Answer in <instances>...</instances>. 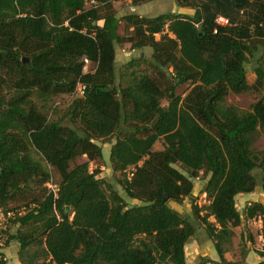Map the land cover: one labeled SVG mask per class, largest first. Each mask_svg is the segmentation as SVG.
Wrapping results in <instances>:
<instances>
[{"label":"trees","instance_id":"16d2710c","mask_svg":"<svg viewBox=\"0 0 264 264\" xmlns=\"http://www.w3.org/2000/svg\"><path fill=\"white\" fill-rule=\"evenodd\" d=\"M87 1L0 0V70L8 76L0 78V210L15 211L21 227L9 238L21 250L37 246L34 264H187L185 245L201 218L220 260L201 256L197 264H228L223 245L233 228L258 215L264 225V203L250 202L242 213L236 203L239 193L264 192L255 172L264 173V148H254L255 134L264 135V94L249 110L226 103L229 92L253 89L249 59L264 83V0H176L195 11L153 17H118L109 0ZM218 15L228 23H217ZM121 20L128 38L119 33ZM120 42L152 50L126 63L130 79L116 67ZM83 56L97 63L94 73L82 72ZM141 63L157 76L132 70ZM78 79L87 88L63 117L48 118L32 98L73 94ZM186 83L185 96L177 94ZM115 133L123 136L111 147L113 168L135 167L123 186L139 203H128L89 161L71 166L79 156H101L96 140ZM160 138L163 149L153 150ZM47 164L60 174L57 191L31 206L33 186L51 177ZM200 171L207 213L194 204L195 214L184 217L169 200L190 197ZM17 200L27 202L12 207ZM257 253L264 264V250ZM0 264H9L2 252Z\"/></svg>","mask_w":264,"mask_h":264},{"label":"rangeland","instance_id":"374dc122","mask_svg":"<svg viewBox=\"0 0 264 264\" xmlns=\"http://www.w3.org/2000/svg\"><path fill=\"white\" fill-rule=\"evenodd\" d=\"M121 2H117V8L114 7L115 2L113 0H109L107 4H109V7L112 10H120L121 13H124L125 6L127 5L125 0H120ZM162 2L166 3V10L161 9ZM107 4H102L98 8L100 9V14H104ZM86 6H90V3H87ZM153 8L149 15H157L161 11H183L181 13H185L188 15H191L195 10L189 6H183L181 8H177L176 6V0H159L157 3L153 4ZM178 9V10H177ZM130 12H133L130 10ZM179 12V11H178ZM120 34L126 33L129 37L131 35V31L128 29L126 30L124 27V24H121L120 26ZM159 36V35H158ZM173 36V35H172ZM160 37V36H159ZM120 47L125 46L124 43H118ZM130 43L128 42L126 45L128 46ZM129 48V46H128ZM144 50H147L148 56L151 54V48H145ZM139 55L136 56V58ZM255 59L251 58L249 61L245 64L246 71H247V79L248 82L253 85V89H251L248 92L236 94L233 92H229V94L226 96V103L233 104L238 106L241 109L249 110L253 103H255L263 94H264V83L258 81L257 74H256V66H255ZM127 64H122V62L119 60L118 63V72L119 74L125 73L124 79H130V68H125ZM138 67V69H137ZM132 70L141 72L146 71L150 73L152 76H157V74L152 70V66L149 65V63H141L140 66L133 67ZM170 71H172V67L169 68ZM5 70H0V78H5V80L8 79V76L6 75ZM190 84H181L176 87V93L180 94L182 96H185V94L190 89ZM76 94H59L56 96H53L49 100H41L36 95H33V100L35 101L36 105L39 107H42L44 112L47 114L48 118L55 119L63 117L66 113V111L69 108V105L74 100ZM162 105L166 106L168 105L169 101L164 98L162 99ZM119 136H123L120 133H115L113 136L108 137L106 139L99 138L96 140L97 144L100 146L101 150V156L95 157L94 160H89V158L86 155H82L76 158L74 162H72L71 166H73L75 163H80L83 161H89V168L90 170H95L96 168L100 169V172L98 174L99 177L104 178L107 182H113L114 187L116 191L125 198V200L130 203H139V200L130 198L128 194L126 193L123 183L124 179L128 178V171L130 169H126L123 172L116 171L113 168V163L110 159V152L111 147L113 143L116 141V138ZM254 148L256 150H261L264 148V135L262 132H259L258 134H255L254 136ZM164 147V139L160 138L153 146V150H161ZM36 155V154H35ZM38 157V155H36ZM142 163V162H141ZM49 172H50V179L48 182L45 183L42 187H35L33 186L32 190L30 191L29 195L27 196V200H29V204L33 206L35 203H33V198L41 196L44 192H48L50 189V185L58 186L59 180H60V174L56 168H54L51 165H46ZM179 169L184 171V168L180 165H176ZM259 184L261 183V178L264 179V173L260 172L258 170H255ZM194 181V190L190 197H186L182 202H176L174 200H169V204L172 208L178 209L179 212L185 217V216H193L195 212L193 211V205L197 204V206H205L204 203V193L203 188L205 186V183L207 181V176L200 171L198 176L193 178ZM257 189L259 191H262L261 186H258ZM109 193V191H108ZM208 201V200H207ZM26 200H17L12 203V207L15 206H25ZM28 204V203H27ZM240 212H244V207L241 205L237 206ZM27 210V209H26ZM207 213V210L205 207H202V211L200 214L205 215ZM200 219V220H199ZM209 222H214V217L208 218ZM196 225L198 226L196 234L192 237H197L198 239H201L202 236L211 238L209 235V232L206 228V224L201 221V218H198L195 221ZM18 228H21L18 224L14 223V219L12 217L8 218L7 215L4 212H1L0 210V252L4 255L5 259L8 261L9 264H34L31 260V256L35 250H37V246L31 245L26 250L20 249V244L16 239L9 238L10 235L15 234L18 230ZM234 234L227 239L224 243V248H226L227 251H230V254L228 255L232 259L234 258L236 261H239L240 257L236 256L237 253H235V250L241 249L243 251L247 250L248 248L251 250H254L255 252L259 250H264V225L262 221V215L255 216L250 221H244L242 225L239 227L233 228ZM243 235L242 239H240V235ZM191 238V239H192ZM212 239V238H211ZM10 241L7 243V241ZM250 241V242H248ZM248 242V243H247ZM190 248V246H189ZM248 249V250H249ZM226 251V252H227ZM239 252V251H238ZM236 256V257H235ZM242 257V256H241ZM44 257H41L38 259V263H41ZM199 261V260H198ZM163 264H170L169 262H165Z\"/></svg>","mask_w":264,"mask_h":264},{"label":"crops","instance_id":"0c3cea01","mask_svg":"<svg viewBox=\"0 0 264 264\" xmlns=\"http://www.w3.org/2000/svg\"><path fill=\"white\" fill-rule=\"evenodd\" d=\"M113 1L115 2L114 7L117 8V2H121V1L120 0H113ZM158 1L159 0H146V1H140L136 5H134L132 0H125V2L127 4L125 6V11H124V13H121L120 10H116L117 16L123 17L126 14L131 13L130 10L133 11L132 13L138 14L140 16H148V17L156 16V15L151 16V15H149V13L151 12L152 8L154 7L153 4L157 3ZM87 3L88 2H86V4ZM162 3L163 4L161 5V9L166 10V8H167L166 3H164V2H162ZM176 6H177V8L183 7V6H178L177 3H176ZM87 7H90V6H87ZM178 11L183 12L180 10H178ZM163 12H168V11H161L160 13H163ZM172 12H176V11H172ZM103 22H104V19H100L99 23L103 24ZM121 24H124V27H125V21L124 20H121L120 26H121ZM130 29H132V27H130ZM119 33H121L120 28H119ZM158 35L159 34L156 35L157 38H159V36H160V35L159 36ZM127 43L128 42H124L125 46H123V47H120L119 44L116 45V59H115L116 60V67H118L119 60L122 62V64H126L131 59H134L137 55H143L144 53L147 52V50H140V49H136V48H131L130 44L128 45L129 46V48H128V46L126 45ZM146 55L148 56L147 53H146ZM253 201H260V202L264 203V192L259 191L256 188L253 192L239 193L236 196L237 206L241 205L242 207L245 208V206L248 203L253 202ZM175 210H177L179 212L178 209H175ZM250 220L251 219H249V221ZM236 227H239V226H236ZM236 227H234V228L236 229ZM242 237H243V235L241 234L240 239H242ZM248 242H250V241H248ZM189 246H190V248H189ZM248 249L245 251H243L241 249L235 250V253H237L236 256L240 257L239 261H236L234 258L232 259L231 257H229L228 255L230 254V251L226 250L227 252L225 251V253H224L225 259L227 260L228 264H259V262L261 260L260 255L257 252H255L254 250H251V249L248 250ZM185 253H186L187 264H197L198 260L201 256L209 257L214 261L220 260V255H219L217 249L215 248L213 239L207 238L204 236H202L201 239H198L197 237L192 238L185 245ZM214 261L208 262L206 264H217Z\"/></svg>","mask_w":264,"mask_h":264},{"label":"built area","instance_id":"2783aa9c","mask_svg":"<svg viewBox=\"0 0 264 264\" xmlns=\"http://www.w3.org/2000/svg\"><path fill=\"white\" fill-rule=\"evenodd\" d=\"M88 3H90V6L91 5H97V2L94 1V0H91V1H87ZM216 22L219 23V24H227L228 23V19L222 15H218L217 18H216ZM82 61H83V66H82V72L84 74H92L96 71L97 69V63L92 61L90 58H88L87 56H83L82 58ZM87 88V84L82 81V79H78L77 83H76V87L73 91V94H76L77 96H82L84 93H85V90ZM135 170V167L132 166L130 168V170L128 171V178H131L132 175H133V172ZM50 189L53 190V191H57V186H53V185H50ZM204 193V203L206 204L208 201L207 199V195L205 192ZM15 211H8L7 212V217L10 218V217H14L15 216Z\"/></svg>","mask_w":264,"mask_h":264}]
</instances>
